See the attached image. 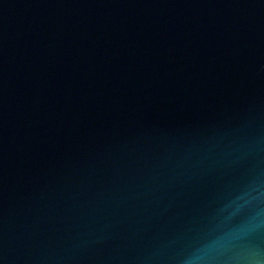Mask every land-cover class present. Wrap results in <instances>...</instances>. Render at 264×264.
Here are the masks:
<instances>
[{"label":"water","instance_id":"water-1","mask_svg":"<svg viewBox=\"0 0 264 264\" xmlns=\"http://www.w3.org/2000/svg\"><path fill=\"white\" fill-rule=\"evenodd\" d=\"M0 264H264V0H0Z\"/></svg>","mask_w":264,"mask_h":264}]
</instances>
